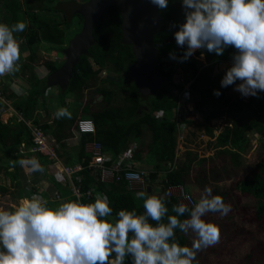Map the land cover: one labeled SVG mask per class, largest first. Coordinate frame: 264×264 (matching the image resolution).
Wrapping results in <instances>:
<instances>
[{"label": "trees", "instance_id": "1", "mask_svg": "<svg viewBox=\"0 0 264 264\" xmlns=\"http://www.w3.org/2000/svg\"><path fill=\"white\" fill-rule=\"evenodd\" d=\"M81 5L78 0H0V16L5 24L11 26L20 21L27 24L23 32L14 33V36L16 39H23L22 45L29 49V55L22 64V73L21 71L19 73L30 85L29 88L26 85L28 90L26 96L16 100L13 95L7 96L8 99H14L12 105L22 116L23 121L17 122L15 117L10 123L4 124L1 121L3 104L0 100V153L8 159L5 162L3 156H0V176L5 175L11 181L10 187L0 185V195H6L10 189L15 188L16 199L22 198L19 168L21 159L16 157L14 152L18 151L22 143L32 145V130L27 122L32 121L34 125H39L40 122L35 114L39 111V105L46 99L49 90L48 78H39L35 71L39 61V46L43 42L47 43L49 45L46 47L47 52L55 51L63 55L69 41L82 29L83 17L77 13ZM159 12L164 19V25L155 34L154 43L155 37L161 34H169L173 42L167 47L158 48V63L163 82L156 93L144 98L136 83L129 79L130 65L136 61V58L132 46L122 42L120 9L112 5L110 11L103 15L100 25L94 30L95 44L75 66L69 86L58 87L57 99L61 108H66L69 103L68 97L81 100L86 89L92 84H99L97 92L103 97L102 101L105 102L106 108L101 111H92L89 105H84L82 108V117L91 119L95 123L96 135H83L78 161L86 159V163L89 162L91 155L86 151L88 143H100L105 152L117 156L125 151L133 140L140 139L146 128L149 129L152 138L147 144L146 157L137 156L135 159L152 164L150 179L153 182L159 179L162 173L166 175L161 180L163 196L160 197L165 201L169 214L175 215L171 211L172 206L181 202L165 194L171 187L182 186L186 190V177L190 170V166L186 163L180 170L170 171L168 167L175 162L177 155L179 123L174 119V111L180 106L178 93L184 91L186 83H190V92L195 99L194 109L204 121L206 135L215 138L211 144L213 149L219 154L229 156L231 163L239 166L243 162L244 155L251 148L249 134L255 133L260 138H264V92H258L256 97L251 96L245 100L242 96H231L230 90L234 85L221 87L220 81L225 73L218 71L214 74V71L219 70L220 64L232 62L236 50L231 47L225 49L222 56L206 50H198L196 55H203L205 62L192 55L187 61L179 62L178 66L164 68L162 64L164 57L174 53L179 58L186 50L177 46L173 35L178 30L173 25L183 23L185 17L180 0H169V7ZM55 14H61L62 19L58 20ZM61 61L46 64L49 74L64 64L59 63ZM104 72L107 75L102 78ZM178 74L180 80L176 81L175 77ZM214 90H219L221 95L219 97L213 95ZM181 106L187 108L185 105ZM160 113L163 117H159ZM76 119V114L72 119L61 117L54 124L42 125V128L61 142L73 136L72 126ZM218 119H225V126L221 133L215 136L216 128L211 123ZM183 120L182 122L185 123L190 122L185 118ZM94 182L95 178L85 173L84 189ZM99 189L108 196L109 206L113 209L112 215L107 218L109 222L114 221L117 213L122 209L135 210L138 214L144 212L143 200L136 198V194L128 189L126 182L113 183L108 188L100 185ZM236 189L255 199L256 217L264 231V159L256 165L253 174L238 182ZM214 195L222 196L225 201V195L217 190ZM69 201L77 202L74 198H68L64 202ZM64 202L47 203V206L54 209ZM94 202L95 198L87 201V203ZM186 218H188L187 214L180 217L181 220ZM164 222H167V217L164 218ZM175 231V239L181 246H191L188 234L179 229ZM126 260L131 264L130 257H126Z\"/></svg>", "mask_w": 264, "mask_h": 264}, {"label": "clouds", "instance_id": "2", "mask_svg": "<svg viewBox=\"0 0 264 264\" xmlns=\"http://www.w3.org/2000/svg\"><path fill=\"white\" fill-rule=\"evenodd\" d=\"M150 2L158 10L169 7V0ZM180 4L185 19L173 25L178 29L173 35L177 46L186 50L179 58L170 54V59L183 63L192 55L200 60L198 50L222 56L225 49L234 48L232 65L226 69L221 87L235 85L243 97L264 92V0H180ZM26 27L23 21L11 26L0 23V76L19 72L18 61L25 62L29 55L28 49L22 58V44L14 36ZM14 84L17 90H26L22 83ZM213 95L219 97L221 93L214 90ZM55 116L70 119L71 113L60 108ZM20 165L30 166L33 172L44 171L35 158L20 160ZM159 186L158 195L136 193V198L143 200L142 214L122 209L112 222L107 219L113 212L107 195L98 193L94 203L69 201L54 209L39 196L22 197L14 210H0V264H125L126 257L131 258V264H193L200 251L220 240L219 227L203 217L208 213L226 216L231 205L225 204L222 196L213 195L211 187H205L198 203L191 207L175 204L171 209L175 215H170L160 197L161 183ZM60 191L64 200L71 198L68 192ZM55 202L61 201L48 203ZM185 214L188 218L181 220ZM176 229L195 234L191 246L176 241Z\"/></svg>", "mask_w": 264, "mask_h": 264}, {"label": "rangeland", "instance_id": "3", "mask_svg": "<svg viewBox=\"0 0 264 264\" xmlns=\"http://www.w3.org/2000/svg\"><path fill=\"white\" fill-rule=\"evenodd\" d=\"M63 1V0H62ZM84 4L89 0H78ZM58 16V20H61V14H55ZM0 23H4V19L0 16ZM19 45L24 41L23 39H17ZM170 42H173L172 36L169 34H161L155 37V43L158 48L167 47ZM47 46H39L38 57L39 61L35 67L36 73L42 70L49 71L47 63H52L58 59L64 58L62 54L55 51L47 52ZM21 48V46H20ZM22 58H25L26 52H21ZM172 54V53H170ZM170 54L162 59L164 68L170 66H178V60L170 59ZM200 60L205 61L204 56L201 55ZM66 58L62 59L61 64L65 62ZM58 63V61H57ZM60 64V65H61ZM232 62H224L219 65L218 69L215 70L214 74L218 71L225 73L226 69L231 67ZM107 73L102 74L106 76ZM4 79L0 76L1 90L4 94H8L12 89H15L14 82L21 81L30 86L24 77L21 79ZM176 81L180 80V75H176ZM239 83V81H237ZM190 83L184 85V89L188 88ZM97 86L99 84H92L90 88L86 89L83 93V98L77 100L74 97H68L67 110L71 113V118L77 115V119L83 116L82 108L84 105H89L92 111H101L106 108L105 102L103 103V97L97 92ZM5 89V90H4ZM19 91V96L22 95L24 90ZM59 91L47 92L46 99L40 103L39 111L36 112V117L41 124H47L52 118L56 119L55 113L60 109V103L58 102L57 96ZM231 96H241V94L235 91V85L230 90ZM243 97V96H242ZM249 97H244L248 100ZM19 99L15 97V100ZM12 103L14 99H9ZM3 104V103H2ZM187 108H182L183 118L190 122L184 125L181 132H178V145H177V162L176 164H169V170H180L182 167L190 166L189 174L186 177V191L194 196L195 203H198L201 195L204 192L205 187H211L212 193L217 190L219 193L225 195V204L231 205V211L221 217L219 213H208L203 219L206 222L215 223L220 229V240L216 245L200 251L197 254L196 260L193 264H264V231L261 228V222L256 217V201L253 197L247 194L241 193L236 189V185L241 180L247 178L256 171V165L259 161L264 159V138L255 134H249L251 140V148L244 155V159L241 165L236 166L231 163L230 157L219 154L213 146L215 138H210L206 135V128L204 121L200 115L194 109L193 105H185ZM42 113H40V111ZM6 113L1 117L6 119L10 117L11 120L14 115H17L15 111L4 112ZM45 115V116H43ZM7 117V118H6ZM15 118V117H14ZM76 119V120H77ZM58 118L55 120L57 121ZM10 122V119L8 120ZM212 126L216 128L215 135H219L225 126V119H218L212 121ZM55 126V125H54ZM54 129V127H53ZM258 135V137H257ZM152 134L149 129H145L143 136L140 137L141 150H147V144L151 142ZM147 153V152H143ZM2 153H0V156ZM3 156V155H2ZM4 161L7 162V157L3 156ZM148 168H152V164H144ZM143 163L140 167H144ZM30 167V166H29ZM29 167H25L23 170H28ZM21 168V166H20ZM153 169V168H152ZM165 174H161L159 179L165 178ZM211 184V186H209ZM0 185L7 187L11 186V181L5 175L0 176ZM155 189L154 194L157 195ZM17 189L12 188L6 195L0 196V210L12 211L16 206L19 205L16 199ZM162 196V195H160ZM188 236L190 242L195 239V234L189 231ZM126 264H129L125 260Z\"/></svg>", "mask_w": 264, "mask_h": 264}, {"label": "built area", "instance_id": "4", "mask_svg": "<svg viewBox=\"0 0 264 264\" xmlns=\"http://www.w3.org/2000/svg\"><path fill=\"white\" fill-rule=\"evenodd\" d=\"M15 88L16 89H13L14 92L19 95V91L17 90L18 87L15 86ZM8 95L10 94H3L0 89V100L3 105L8 106L10 101L7 98ZM178 97L180 106L174 111V119L178 121V131L182 133L186 123L182 122L184 118L182 116L181 105L194 106L195 99L190 92V86L184 89L183 92L178 93ZM159 117H163L162 113L159 114ZM19 121H23V118L20 117ZM27 124L32 130V145L29 146L26 143H22L18 151L14 153L15 156L19 157L21 160L35 158L41 165L48 161V176L54 179L59 186L56 187V190H53L54 192L47 193V190L43 187L28 182L27 188L30 189L29 192H31V194L29 197H24L22 200L31 199L33 195H36L46 200L47 203L62 201L66 198L62 195L61 189L64 192H68L69 196L77 200V202L88 204L87 201L96 198L98 193L106 196L105 193L100 192V185H105V187L108 188L110 184L121 182H126L128 189L135 194L140 191L154 194L155 189H158L157 195L161 193V188L159 186L161 180L157 179L153 182L150 179L152 169L140 167L142 162L135 159L137 156H141L142 158L146 157V153H143L145 151L141 150L140 139L133 140L127 149L117 156H114L110 152H105L102 144L96 142L91 144L89 148L88 152L91 158L88 163H86V159H82V161L76 164H62L61 153L64 148L66 149L68 147L67 145L72 141L74 136L78 138L85 134H96V126L93 120L87 118L78 119L73 129V136L61 142L49 131H45L40 125ZM177 158L178 157H176L173 163L174 165L178 161ZM86 172L90 173L95 178V187L84 189V173ZM40 188H43V191L40 190ZM167 196L175 197L181 203L188 204L189 206L196 204L194 197L182 186L170 188Z\"/></svg>", "mask_w": 264, "mask_h": 264}, {"label": "water", "instance_id": "5", "mask_svg": "<svg viewBox=\"0 0 264 264\" xmlns=\"http://www.w3.org/2000/svg\"><path fill=\"white\" fill-rule=\"evenodd\" d=\"M112 5L120 9L122 17V42L131 45L136 61L130 65L129 79L136 83L144 98L156 93L163 82L158 67L159 49L154 36L164 25V19L150 0H89L77 13L83 17V26L64 50L66 60L48 75L49 88H67L73 78L74 68L81 57L95 44L94 30ZM150 191V190H149Z\"/></svg>", "mask_w": 264, "mask_h": 264}, {"label": "crops", "instance_id": "6", "mask_svg": "<svg viewBox=\"0 0 264 264\" xmlns=\"http://www.w3.org/2000/svg\"><path fill=\"white\" fill-rule=\"evenodd\" d=\"M48 44L47 43H42L41 44V46L42 47H44V46H47ZM49 46V45H48ZM22 50L24 51V52H26V55L28 54V48L26 47V46H24V45H22ZM63 59V58H62ZM61 59V60H62ZM18 63H19V66H20V71H21V73H22V64H23V62L22 61H18ZM37 75H38V77L39 78H41V79H44V78H46V77H48V75H49V71H47V70H42V71H40L39 70V72H37ZM21 77H23L22 76V74H20L19 72H17V73H15V74H13V75H9V76H7V77H3L4 79H6V78H8L7 79V81L9 80V79H11L12 80V82H14V79H21ZM22 81V80H21ZM21 81H19V83L21 84L22 82ZM22 86H24L23 88H25L26 90H25V92H23V94L21 95V96H19V95H17L15 92H14V90L11 88V91L8 93V94H10V95H13L14 97H16V98H21V97H23V96H26L27 95V93H28V90H27V88H29L30 86H28L27 85V88H26V83H23V84H21ZM0 89H1V84H0ZM55 89H56V91L58 90V87H55V88H51L50 90H48L47 92H50V91H54L55 92ZM5 90V89H4ZM2 91V90H1ZM59 91V90H58ZM3 92V91H2ZM59 93V92H58ZM3 94H4V92H3ZM48 96V95H47ZM2 107H3V109H2V115H1V117H3V115L5 114V116H6V113H4V112H10V115H11V112H13V111H15L16 113H17V115H14V117H16V120H17V122H19V120H20V117H22L20 114H19V112L17 111V110H15V108H14V106L12 105V102L11 101H9V103H8V106H6V105H2ZM61 107V106H60ZM67 109L69 108V107H66ZM42 111L43 110H41L40 111V113H42ZM43 116H45V115H43ZM13 117V118H14ZM7 118V117H6ZM80 118H83L82 116L81 117H79L78 119H80ZM8 120L9 119H11L10 117H8L7 118ZM57 119V118H56ZM55 118H52V120L51 121H49V123H47V124H54V122H55V120H56ZM78 119L77 120H75V123H74V125L72 126L73 128H72V133H73V129H74V127H75V125H76V123H77V121H78ZM8 120H6V119H2L1 118V121L4 123V124H8L7 123V121ZM10 123V122H9ZM27 123H30V124H33V122L32 121H28ZM34 125V124H33ZM39 125L42 127V125H44V124H41V123H39ZM221 133V132H220ZM216 136V135H215ZM218 136V135H217ZM82 137H83V135L82 136H79L78 138L77 137H75L74 136V138L72 139V141L67 145L68 147L65 149L64 148V150L62 151V155H61V159H62V164H76V163H78V162H80V161H78L77 159H78V156L80 155V151H81V148H82ZM257 137H258V135H257ZM215 141V140H214ZM93 143H96V142H92V143H88L87 144V146H86V151L88 152L89 151V148H90V146H91V144H93ZM145 152H148L147 150L145 151ZM15 153V152H14ZM71 160H73L72 161V163H69V161H71ZM143 163V162H142ZM142 163L140 164V165H142ZM146 163V162H145ZM145 163H143V165L145 164ZM48 164H49V162L48 161H46V162H44L43 164H42V167L44 168V171L43 172H33V171H30V169H28V170H23V169H25V167H19L20 168V178H21V181H22V183H23V187H22V197H29L30 196V194H31V192H29L30 191V189L29 188H27V184H28V182H32V183H34L36 186H41V187H43L44 189H46L47 190V193L48 192H54L53 190H56V187H58L59 185L55 182V180L54 179H52V178H50L49 176H48ZM148 164V163H147ZM144 167H146L145 165H144ZM12 170V169H11ZM86 173H88V172H86ZM90 174V173H89ZM91 175V174H90ZM84 176H85V173H84ZM91 177H93L92 175H91ZM9 179V178H8ZM95 182L94 183H92L91 184V186L90 187H95ZM43 188H40V190H42L43 191ZM64 201H66V200H62L61 202H64ZM125 264H126V262H125Z\"/></svg>", "mask_w": 264, "mask_h": 264}]
</instances>
